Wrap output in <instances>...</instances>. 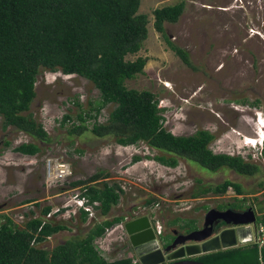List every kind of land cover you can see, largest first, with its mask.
Masks as SVG:
<instances>
[{"label": "rangeland", "instance_id": "rangeland-1", "mask_svg": "<svg viewBox=\"0 0 264 264\" xmlns=\"http://www.w3.org/2000/svg\"><path fill=\"white\" fill-rule=\"evenodd\" d=\"M179 1L185 3L182 14L176 23L165 22L164 28L168 38L188 52L195 69L186 66L153 27L152 10ZM138 12L148 15L147 38L139 52L126 58L145 56L147 62L144 72L127 79L125 85L156 94L165 108L166 129L177 135L207 129L214 134L209 145L214 152L239 154L256 163L260 171L253 176L239 175L228 167L212 171L182 158L176 167H167L152 157L160 152L143 143L122 146L111 136L96 137L89 130L70 134L71 123L62 125V116L75 117L74 99L85 108L89 101H98V90L75 74L43 70L30 105L49 135L47 142L38 141L40 152L30 156L14 151L17 144L32 139L11 126L3 128L0 117V222L7 215L22 224L29 209L39 214L45 205L51 211L59 208L52 219L68 229L49 237L41 245L44 248L82 235L93 223L117 215L125 219L146 216L160 230L182 231L171 220L195 218L201 226L205 207L233 202L242 210L251 204L256 218L264 209V184L259 185L264 183V133L256 123L259 116L264 122V0H140ZM112 108V104L105 106L98 121L105 122ZM134 155L142 159L133 162ZM51 156L70 166L69 178L47 181L45 162ZM100 169L108 173V180L120 184L123 193L106 217L93 210L86 222H80L73 198L77 189L68 182ZM224 179L238 182L243 194L238 196L228 187L221 195H191L203 185ZM125 236V229L115 224L95 245L108 260L132 255L124 246Z\"/></svg>", "mask_w": 264, "mask_h": 264}, {"label": "trees", "instance_id": "trees-1", "mask_svg": "<svg viewBox=\"0 0 264 264\" xmlns=\"http://www.w3.org/2000/svg\"><path fill=\"white\" fill-rule=\"evenodd\" d=\"M139 6L140 0H0L2 127L11 126L32 139L17 144L13 150L32 156L41 150L38 141L49 140L43 124L30 111V105L36 96L35 83L40 72L60 71L85 78L99 93V100L89 101L87 108L74 99L78 108L75 117L66 113L61 119L62 125L71 123L70 134L80 135L89 130L96 137L111 136L122 146L143 143L160 152L152 157L167 167H176L182 158L212 171L228 167L239 175H256L260 171L256 163L239 154L214 152L209 147L214 134L209 130L198 129L189 135H177L166 129L165 108L159 105L156 94L125 85L127 79L144 72L147 62L145 56L126 58L139 52L147 38L148 15L138 12ZM184 6V1H179L154 8L153 27L181 61L195 69L188 52L174 44L164 28L165 22L178 21ZM108 104L113 108L105 122H99L101 110ZM141 159L140 155L133 156V162ZM108 176L100 169L86 178L68 182L102 217L118 204L123 193L120 184L108 180ZM228 187L238 196L243 194L238 182L224 179L215 185H203L191 195H221ZM34 205L38 207L39 203ZM249 206L253 208L251 204ZM228 207L237 209L233 202L216 205L218 209ZM78 209L80 222H86L88 211L82 207ZM50 211L49 205L43 206L39 214L29 209L22 224L3 215L0 264H140L129 256L108 260L95 245V240L123 221L124 215L103 218L82 235H74L50 249L42 247L49 237L68 229L62 221L47 217ZM259 220L264 222V209L257 218ZM171 223L184 232L200 227L195 218L176 217ZM159 237L163 242L170 238L167 235ZM190 258L208 264H264V245L259 248L254 243L238 244Z\"/></svg>", "mask_w": 264, "mask_h": 264}, {"label": "water", "instance_id": "water-1", "mask_svg": "<svg viewBox=\"0 0 264 264\" xmlns=\"http://www.w3.org/2000/svg\"><path fill=\"white\" fill-rule=\"evenodd\" d=\"M255 220L256 213L251 206L242 210L210 207L199 228L179 234L175 231V238L166 246L146 216L128 220L124 229L140 264H208L190 257L249 242V224ZM221 222L227 227L222 229Z\"/></svg>", "mask_w": 264, "mask_h": 264}, {"label": "built area", "instance_id": "built-area-1", "mask_svg": "<svg viewBox=\"0 0 264 264\" xmlns=\"http://www.w3.org/2000/svg\"><path fill=\"white\" fill-rule=\"evenodd\" d=\"M71 174L72 172H71L70 166L65 164L59 158L51 156L46 159L45 178L47 179L49 183L66 180L67 178L71 176ZM73 198H75L78 208L82 207L86 211H88V215L89 214L91 216L93 215L94 209L92 208L91 205H88L85 203L86 201L85 198L78 196V190L74 194ZM65 205H69V204L65 203ZM57 212H59V208H56L50 211L47 214V217H51ZM249 225H250L251 240L247 243H254L260 248L262 245H264V222L262 220L257 221L256 219L255 222L250 223ZM154 231L156 234H159L160 227H157Z\"/></svg>", "mask_w": 264, "mask_h": 264}, {"label": "flooded vegetation", "instance_id": "flooded-vegetation-1", "mask_svg": "<svg viewBox=\"0 0 264 264\" xmlns=\"http://www.w3.org/2000/svg\"><path fill=\"white\" fill-rule=\"evenodd\" d=\"M152 225V224H151ZM152 227L153 228H155V226L154 225H152ZM221 227L223 228H225V227H227L225 224L224 225H221ZM176 231V233L177 234H179V233H182V231H178V230H176V229H170L169 231L168 230H165V229H163V230H161V236L163 235V236H169L170 238L168 239V241L167 242H165L164 244H163V246H166L167 244H169V243H171L172 241H173V239L175 238V234H174V232ZM183 233H186V232H184L183 231ZM126 234V233H125ZM123 240H124V243H126L124 246H125V248L128 250V251H130L133 255H134V252H133V249H132V246L130 245V243H129V241H128V236L126 235L125 236V238H123Z\"/></svg>", "mask_w": 264, "mask_h": 264}, {"label": "clouds", "instance_id": "clouds-1", "mask_svg": "<svg viewBox=\"0 0 264 264\" xmlns=\"http://www.w3.org/2000/svg\"><path fill=\"white\" fill-rule=\"evenodd\" d=\"M257 122H262V123H264L263 121H261L260 120V118L258 117V119H257V121H256V123ZM259 127V126H258ZM262 133H264V132H262ZM262 148H263V142H262ZM255 212V211H254ZM256 213V212H255ZM135 218H137V217H135ZM132 219H134V218H131V219H125V217H124V220L123 221H121L120 223H117V224H120L121 225V227L122 228H124V224H125V222H127L128 220H132ZM257 219V218H256ZM150 225H151V223H150ZM152 226V225H151ZM153 228V227H152ZM157 227H155V228H153V230H155ZM224 228V227H223ZM222 228V229H223ZM108 230V229H107ZM106 230V231H107ZM155 232V231H154ZM126 233V232H125ZM156 234V233H155ZM127 235V234H126ZM159 235H161V230H160V233L159 234H156V236L159 238ZM242 244H244V243H242ZM238 245V244H237ZM131 257H134V261H137V258L132 254L131 255Z\"/></svg>", "mask_w": 264, "mask_h": 264}, {"label": "bare ground", "instance_id": "bare-ground-1", "mask_svg": "<svg viewBox=\"0 0 264 264\" xmlns=\"http://www.w3.org/2000/svg\"><path fill=\"white\" fill-rule=\"evenodd\" d=\"M262 121V120H261ZM259 129L261 130V132H263L264 129V125L262 122H259Z\"/></svg>", "mask_w": 264, "mask_h": 264}, {"label": "crops", "instance_id": "crops-1", "mask_svg": "<svg viewBox=\"0 0 264 264\" xmlns=\"http://www.w3.org/2000/svg\"><path fill=\"white\" fill-rule=\"evenodd\" d=\"M259 118H260V120H262V117L259 116ZM262 121H263V120H262ZM127 256L131 257V255H127ZM125 257H126V256H125ZM134 260H135V259H134Z\"/></svg>", "mask_w": 264, "mask_h": 264}]
</instances>
